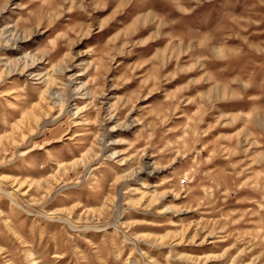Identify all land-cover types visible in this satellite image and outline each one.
Listing matches in <instances>:
<instances>
[{"label": "rangeland", "instance_id": "rangeland-1", "mask_svg": "<svg viewBox=\"0 0 264 264\" xmlns=\"http://www.w3.org/2000/svg\"><path fill=\"white\" fill-rule=\"evenodd\" d=\"M0 264H264V0H0Z\"/></svg>", "mask_w": 264, "mask_h": 264}]
</instances>
